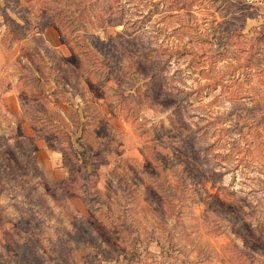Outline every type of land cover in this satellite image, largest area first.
<instances>
[{
	"label": "rangeland",
	"instance_id": "obj_1",
	"mask_svg": "<svg viewBox=\"0 0 264 264\" xmlns=\"http://www.w3.org/2000/svg\"><path fill=\"white\" fill-rule=\"evenodd\" d=\"M46 1L0 0V264H125L134 247L131 264H264V121L245 110L264 100V0H119L124 25H86L96 64L41 27ZM146 40L193 89L177 121L164 79L131 64ZM182 122H208L220 154L204 163Z\"/></svg>",
	"mask_w": 264,
	"mask_h": 264
},
{
	"label": "trees",
	"instance_id": "obj_2",
	"mask_svg": "<svg viewBox=\"0 0 264 264\" xmlns=\"http://www.w3.org/2000/svg\"><path fill=\"white\" fill-rule=\"evenodd\" d=\"M76 5L74 7L70 6L71 0H47L45 3V10L42 12L41 27L43 28L44 24L49 22H56L61 30V38L65 40L69 35H75L78 39L79 44L76 46L80 47V51L92 61L96 63H101V60H98L96 54L92 51L91 47L87 43L84 35L86 25L89 24L92 28L101 29L106 26L112 25H124L126 22L125 13L120 4L119 0H76ZM190 3V1L183 4ZM264 35V34H263ZM134 48V47H133ZM135 52L137 53L135 59H132V63L136 66L144 67V65L153 66V71H150L149 68L148 75L143 71L142 76L149 77L147 80L148 83L153 81H158L160 77L164 79L169 89V95L172 96L175 101L171 107L172 112V121H177L180 119L184 113L187 111V105L189 104V97L193 92V89H184L183 87H178L177 85H171L169 83L166 74V68L169 64V61L172 57V54L165 49L161 48L160 45H154L150 41H144L139 44V48L135 47ZM81 65V63H80ZM156 66V67H155ZM83 68H86L87 65L84 63ZM88 68V67H87ZM144 70V69H142ZM87 76L91 77L94 71L88 68V70L83 71ZM52 74L51 72H49ZM51 76V75H50ZM36 80H41L39 75L33 77ZM56 85H58L57 78L51 77ZM220 81L215 79L213 82H205L202 87H211L215 88ZM171 90V91H170ZM245 105H241V108ZM249 113H253L258 110V120L257 123L253 124L258 125L264 121V100L257 99L254 102L252 107H245ZM44 118V117H43ZM41 118V120H43ZM46 118V117H45ZM207 125L208 122L201 125L197 124L192 127L187 122H182V128L185 133V136L193 143L201 144L200 148L202 149L203 155L202 160L204 163H209L211 159L220 153L213 151L214 143L212 141H205L207 136ZM83 129V124L81 125V131ZM64 137L68 141L69 147L73 150L72 152L80 158L81 162L86 159V149L83 144L80 143V137H75L71 132H64ZM80 147V150H76L74 144ZM27 165V164H26ZM223 172H220L216 175L217 179H220ZM153 239V237H152ZM159 244L161 251L164 250V245L159 243L157 239H153ZM94 250L97 247L93 246ZM121 259L126 260L125 264H131L135 258L138 257L137 249L134 247L130 254L125 252L120 253ZM94 258L98 257L97 253H94ZM118 258H116L117 260ZM109 261V260H108Z\"/></svg>",
	"mask_w": 264,
	"mask_h": 264
}]
</instances>
